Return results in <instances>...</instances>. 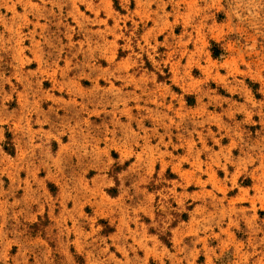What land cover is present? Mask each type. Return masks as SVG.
<instances>
[{"label": "rangeland", "instance_id": "374dc122", "mask_svg": "<svg viewBox=\"0 0 264 264\" xmlns=\"http://www.w3.org/2000/svg\"><path fill=\"white\" fill-rule=\"evenodd\" d=\"M0 264H264V0H0Z\"/></svg>", "mask_w": 264, "mask_h": 264}, {"label": "trees", "instance_id": "16d2710c", "mask_svg": "<svg viewBox=\"0 0 264 264\" xmlns=\"http://www.w3.org/2000/svg\"><path fill=\"white\" fill-rule=\"evenodd\" d=\"M212 54H214V56H217V53H212ZM182 216H183V218L186 217V215H182Z\"/></svg>", "mask_w": 264, "mask_h": 264}]
</instances>
